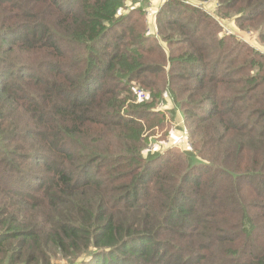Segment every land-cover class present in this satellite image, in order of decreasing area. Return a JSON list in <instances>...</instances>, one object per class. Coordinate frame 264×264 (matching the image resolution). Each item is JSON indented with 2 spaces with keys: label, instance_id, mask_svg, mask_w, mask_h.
Wrapping results in <instances>:
<instances>
[{
  "label": "trees",
  "instance_id": "trees-1",
  "mask_svg": "<svg viewBox=\"0 0 264 264\" xmlns=\"http://www.w3.org/2000/svg\"><path fill=\"white\" fill-rule=\"evenodd\" d=\"M207 1L150 33L149 0H0V264H264V53L226 20L264 47V0ZM176 111L190 150L144 154Z\"/></svg>",
  "mask_w": 264,
  "mask_h": 264
},
{
  "label": "rangeland",
  "instance_id": "rangeland-1",
  "mask_svg": "<svg viewBox=\"0 0 264 264\" xmlns=\"http://www.w3.org/2000/svg\"><path fill=\"white\" fill-rule=\"evenodd\" d=\"M215 0H208L207 2L203 3V5L208 9V11L214 13L215 10ZM128 6L136 7L137 3H132V0H125ZM158 4L157 0H149L148 5L144 7V11L151 6L149 9L152 10V12L155 10V6ZM146 17V15H145ZM228 21V26L232 28L234 32L237 33V35L241 38V40H244L251 48H254L257 52L259 53H264V47L260 44L258 40V30L255 29H250L249 31L247 30H238L235 28L234 20L233 18L226 19ZM148 24V23H147ZM151 28H154L153 25H150ZM240 31V32H239ZM247 33H246V32ZM139 101V100H138ZM174 104L166 103V108H173ZM162 109V108H161ZM187 127V128H186ZM172 134L168 136V139L166 143L162 144V142H159V135H156L153 138H150V142L147 145V147L144 149V154H147V152L153 153L156 150L160 151H165L169 149H175V150H190V142L188 140V133L187 130L189 131L190 126L187 125V123L182 119L181 115L179 114L178 111H176V115L174 117V124L172 125ZM158 139V140H156ZM158 143L160 146L158 147L156 144ZM153 144V145H152ZM238 164L243 163L242 159H238ZM218 189V185H213L212 186V192H215ZM211 207V205L209 206ZM230 209H235V207L230 203L229 210Z\"/></svg>",
  "mask_w": 264,
  "mask_h": 264
},
{
  "label": "built area",
  "instance_id": "built-area-1",
  "mask_svg": "<svg viewBox=\"0 0 264 264\" xmlns=\"http://www.w3.org/2000/svg\"><path fill=\"white\" fill-rule=\"evenodd\" d=\"M136 1H137V6H138L139 5L138 1H141V0H136ZM164 1H166V0H157V2H161V3H163ZM184 1H189V0H184ZM150 7L151 6L149 5V7L145 10V15H146L147 23H148V27H149L148 31L150 33H155V30L153 28H151L150 25L151 24L153 25V23H154V18H155V13H156V10H157V5L155 6L156 8H155V10L153 12H152V10L149 9ZM137 98H138L139 101H141L144 98H146V96L144 97V95L141 92H139V93H137Z\"/></svg>",
  "mask_w": 264,
  "mask_h": 264
}]
</instances>
